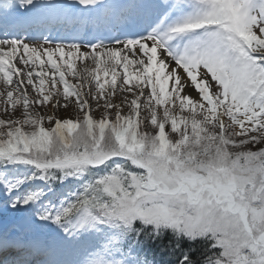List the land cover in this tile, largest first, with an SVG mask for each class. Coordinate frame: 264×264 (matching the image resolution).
Returning <instances> with one entry per match:
<instances>
[{
    "label": "snow or ice",
    "instance_id": "6c2138e0",
    "mask_svg": "<svg viewBox=\"0 0 264 264\" xmlns=\"http://www.w3.org/2000/svg\"><path fill=\"white\" fill-rule=\"evenodd\" d=\"M0 114V264H264V0H0Z\"/></svg>",
    "mask_w": 264,
    "mask_h": 264
},
{
    "label": "rangeland",
    "instance_id": "374dc122",
    "mask_svg": "<svg viewBox=\"0 0 264 264\" xmlns=\"http://www.w3.org/2000/svg\"><path fill=\"white\" fill-rule=\"evenodd\" d=\"M80 66H82L81 69L79 68ZM88 66H89V67H94V65H88ZM77 67H78V69L82 70L83 67H84V64H82V63H78ZM69 79H70L71 82H73V83H77V81L74 80V79H72V77H69ZM41 111L43 112V111H45V109H41ZM47 111L49 112V114H51V109H47ZM71 114H72V113H71V110H69V111H67V112H65V111H60V112L57 113V115H59V116H61V117H67V116H69V115H71ZM0 115H2V114H0Z\"/></svg>",
    "mask_w": 264,
    "mask_h": 264
},
{
    "label": "bare ground",
    "instance_id": "6f19581e",
    "mask_svg": "<svg viewBox=\"0 0 264 264\" xmlns=\"http://www.w3.org/2000/svg\"><path fill=\"white\" fill-rule=\"evenodd\" d=\"M80 69L82 68V66L79 67Z\"/></svg>",
    "mask_w": 264,
    "mask_h": 264
}]
</instances>
